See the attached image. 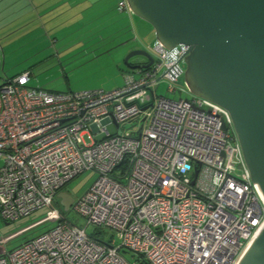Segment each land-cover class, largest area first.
Returning <instances> with one entry per match:
<instances>
[{
    "label": "built area",
    "instance_id": "1",
    "mask_svg": "<svg viewBox=\"0 0 264 264\" xmlns=\"http://www.w3.org/2000/svg\"><path fill=\"white\" fill-rule=\"evenodd\" d=\"M117 7L129 10L125 0ZM150 50L148 66L127 65L110 89L28 86V70L0 78V217L45 208L0 243L53 221L0 247V264H233L264 220L228 110L172 83L187 44L154 40ZM159 78L186 95L158 94ZM103 115L114 132L98 124ZM84 170L96 176L68 207L85 219L80 225L56 194ZM90 223L112 237L88 233Z\"/></svg>",
    "mask_w": 264,
    "mask_h": 264
},
{
    "label": "water",
    "instance_id": "2",
    "mask_svg": "<svg viewBox=\"0 0 264 264\" xmlns=\"http://www.w3.org/2000/svg\"><path fill=\"white\" fill-rule=\"evenodd\" d=\"M125 1L131 13L152 26L154 39L162 45L187 44L183 82L192 93L228 110L252 184L264 204V0ZM133 55L146 61L132 64ZM151 61L144 48H132L123 57L130 67ZM56 196L67 211L73 196L64 190ZM233 264H264V220Z\"/></svg>",
    "mask_w": 264,
    "mask_h": 264
},
{
    "label": "rangeland",
    "instance_id": "3",
    "mask_svg": "<svg viewBox=\"0 0 264 264\" xmlns=\"http://www.w3.org/2000/svg\"><path fill=\"white\" fill-rule=\"evenodd\" d=\"M131 15L133 18V29H130L128 25L127 29L129 36L126 42H124L125 44H122L121 48H112L113 52L115 53V57L120 56V67L125 66L123 57L132 48H144L152 53L150 50V47L154 42L152 26L133 13H131ZM1 16L2 14L0 11V17ZM2 19L3 18H0L1 22H3ZM35 24L36 22L34 25ZM78 24L80 23H74V27H77ZM47 25L48 23L46 26ZM80 25V28H75V31L68 33V35L65 36L56 34L58 32L53 31L55 35V41H53L54 43L52 42L54 46L52 45L51 48H0V78L3 79L6 76L17 74L25 69H28L30 72L26 83L28 86L43 87L50 90H76L83 88L110 89L120 86L123 82L122 73L120 72L119 68L115 66V64L108 62L105 57L107 55H99L97 58L81 61L82 58L80 57L84 56L85 53L83 52L86 49L85 47L89 45L88 43L91 38H84L81 36L82 30L84 31L87 29L88 24ZM68 27H70V24ZM133 32L135 34H133ZM38 39L42 40V36H40V38L36 37V40ZM98 39V41H101V37ZM1 40H3V38ZM54 50L58 52L60 61H58ZM64 57H66L68 60H71L72 58L74 59L73 61L67 62V60H63ZM78 58H80V60H77ZM144 59L145 57L142 55H133L129 58V61L132 62L134 60H138L141 62ZM180 65L182 68L184 67L183 61L180 62ZM172 83L176 86L184 85L182 73L179 74L177 79L173 80ZM166 86L167 80L164 78H159L155 85L156 92L158 94L173 98L180 96L184 97L186 95L185 92L179 91L177 89L175 91H168ZM98 124L105 127L111 133L116 129L115 124L109 115L101 116L98 120ZM126 125H128V123ZM100 136H102V134L97 135V137ZM95 176L96 174L94 172H91L90 170H84L65 182L61 189L69 193L71 196H77L84 189H86L88 185H90ZM44 211L45 208L42 207L32 211L27 215H23L15 220L10 221H6L0 217V237L2 235L12 233L29 224L40 217ZM64 212L65 215L72 219L73 222H76L80 225L85 223V219L79 214H76L72 209L68 208V210ZM52 224L53 221L41 222L26 229L25 231L10 236L9 239L4 243H0V247L4 250H10L12 247L18 245L25 239L44 231ZM85 228L88 233L98 235L106 240L112 237L108 229L101 228L100 226H95L90 223L86 224ZM121 253L129 261L137 259L136 254L129 249H123Z\"/></svg>",
    "mask_w": 264,
    "mask_h": 264
},
{
    "label": "crops",
    "instance_id": "4",
    "mask_svg": "<svg viewBox=\"0 0 264 264\" xmlns=\"http://www.w3.org/2000/svg\"><path fill=\"white\" fill-rule=\"evenodd\" d=\"M117 1L0 0L2 14L0 18H3V22L0 20V38H3V40L0 39V48H51L52 42L55 41L53 31H57L56 34L65 36L75 31V28H80V24H88V28L82 30L81 36L91 38V40L88 43L89 45L85 47L84 56L80 57L82 58L81 61L97 58L99 55H107L105 57L108 62L115 64L122 73V70L127 66H119L120 56L115 57L112 48H121L122 44H125L124 42L129 36L128 25L130 29H133V18L129 10L117 9ZM74 23L80 24L74 27ZM69 24L71 28L68 27ZM133 34L135 33L133 32ZM40 36H42V40H36V37L40 38ZM100 37L101 41H98ZM54 53L60 61L58 52L55 51ZM80 58L77 60H80ZM73 59L68 60L64 57L63 60L70 62ZM143 61H146V59ZM141 62L134 60L131 63Z\"/></svg>",
    "mask_w": 264,
    "mask_h": 264
},
{
    "label": "trees",
    "instance_id": "5",
    "mask_svg": "<svg viewBox=\"0 0 264 264\" xmlns=\"http://www.w3.org/2000/svg\"><path fill=\"white\" fill-rule=\"evenodd\" d=\"M116 7H117V3H116ZM117 9H118V7H117ZM119 10H121V9H119ZM127 10V9H126ZM131 63V62H130ZM127 66V65H126ZM126 69V68H125Z\"/></svg>",
    "mask_w": 264,
    "mask_h": 264
}]
</instances>
